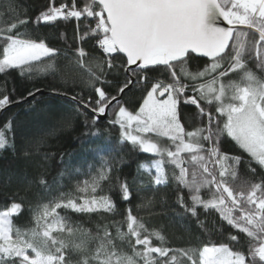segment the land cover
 <instances>
[{
    "label": "snow or ice",
    "instance_id": "obj_1",
    "mask_svg": "<svg viewBox=\"0 0 264 264\" xmlns=\"http://www.w3.org/2000/svg\"><path fill=\"white\" fill-rule=\"evenodd\" d=\"M8 11H14L11 5ZM3 16L0 13V19ZM69 18L94 22L77 40L95 41V50L104 57L97 61L82 46L63 54V59L79 69L72 79L84 80L96 96L87 101L73 96L77 110L91 111L96 121L107 109H115L109 123L119 126L120 142L159 157L151 162L153 184L168 185L165 164L174 166L171 179L187 190L191 201L189 207L181 192L180 206L192 216L198 215V208L206 213L215 210L231 229L245 234L247 252L233 250L228 244L170 249L164 246V235L149 231L130 208L126 231L118 222L115 234L106 225L98 226L96 236L73 227L69 217L58 210L80 214L116 211L110 195H97L99 182L108 179L110 172L101 169L91 182L85 180L82 187L77 186L78 199L49 201L33 209L36 227L30 230L14 225L13 217L22 213L21 203L12 202L0 210V264H72L73 255L78 257L76 264H264V181L244 180L236 185L243 157L221 150L230 138L264 168V78L248 66L254 49L256 67L264 72V0H70L58 6L52 0L36 23ZM27 23V18L16 17L0 27V74L17 70L22 77L31 78L34 72L58 70L61 50L21 32ZM243 29L254 30L258 39L249 40V32ZM194 56L209 62L192 72L189 64ZM113 69L125 73L122 85L107 79ZM153 73L165 79L151 83L138 109L128 110L121 103L125 90L144 85ZM97 85L117 90L112 94ZM181 99L197 110L201 124L194 130H186L181 122ZM10 103L7 94L0 97V109ZM205 105L215 106L209 110ZM163 138L169 146L162 145ZM7 145L5 132L0 131V149ZM139 168L151 174L148 164L141 163ZM120 192L124 201H130L132 192L126 181L121 182ZM54 233L76 238L65 241ZM154 239L160 246L153 244ZM230 240L241 243L238 235H230ZM93 241L94 248L90 246ZM125 245L130 251L124 250Z\"/></svg>",
    "mask_w": 264,
    "mask_h": 264
},
{
    "label": "trees",
    "instance_id": "obj_2",
    "mask_svg": "<svg viewBox=\"0 0 264 264\" xmlns=\"http://www.w3.org/2000/svg\"><path fill=\"white\" fill-rule=\"evenodd\" d=\"M51 3L52 0H0V13H4L0 19V27L4 26L5 21L10 22L16 17L27 18L28 23L19 29L21 32H28L33 38L43 39L50 47L61 50L55 73L51 70L46 73L34 72L31 78L27 75L22 77L17 70L0 74V97L7 94L11 100L8 106L0 109V131L5 132L8 141V145L0 149V210L6 209L12 202L21 203L22 213L14 216L13 222L21 230H30L36 227L33 209L49 201L78 199L81 195L77 191L78 185L82 187L85 180L98 177L101 169H110L108 179L99 182L97 195H110L116 211L80 214L58 210L61 216L69 217L73 227L87 230L96 236L98 226L102 229L106 225L115 234V222H118L121 230L126 231L125 218L130 208L149 231L157 230L164 235V246L170 249H200L204 245L228 244L233 250L246 253L248 238L231 229L215 210L206 213L198 208V215L192 216L180 206L178 196L181 192L189 207L191 201L187 190L171 179L174 166L165 164L170 178L168 185L153 184L154 171L151 170L149 174L140 169L139 165L146 163L150 166L152 160L159 157L144 154L132 148L128 142H120L122 138L119 126L109 123L115 117V109L109 108L106 117L96 121H93L94 114L91 111L84 108L77 110L73 96L77 99L82 96L85 101L89 96L95 100L96 96L92 87L84 80L72 79L79 69L63 59V54L82 46L97 61H103L104 57L95 50V41L77 40L78 35H83L89 26H94V22L89 19L77 21L69 18L58 19L49 24L36 23L37 18ZM61 3H70V0H55L57 6ZM9 5L14 11H8ZM243 30L249 32V40L258 39L255 32ZM208 62L206 57L194 56L189 70H202ZM115 63L119 65L120 61ZM248 66L264 78V72L256 67L254 49ZM124 77L122 69H113L107 79L119 86L123 84ZM156 79L165 77L150 74L144 85L126 89L121 103L130 111L137 110L146 94L145 89ZM97 86L105 87L112 94L117 90L108 85ZM30 92L34 95L29 96ZM205 106L212 110L215 105ZM178 112L186 130L191 131L200 126L195 106L185 104L181 99ZM221 150L243 157L236 185L244 180L250 183L264 181V168L243 153L230 138L223 142ZM251 169H255V172ZM175 171L178 173V170ZM125 181L132 192L130 201H124L120 192V184ZM202 192L206 193L207 190ZM204 198H208L206 194ZM54 234L65 241L76 238L69 237L67 233ZM102 234L101 230L100 235ZM230 235H238L241 243L231 241ZM153 244L160 246V242L155 239ZM90 246L94 248L95 242H91ZM124 250L130 251L127 245ZM77 259L73 255L72 264H76Z\"/></svg>",
    "mask_w": 264,
    "mask_h": 264
},
{
    "label": "rangeland",
    "instance_id": "obj_3",
    "mask_svg": "<svg viewBox=\"0 0 264 264\" xmlns=\"http://www.w3.org/2000/svg\"><path fill=\"white\" fill-rule=\"evenodd\" d=\"M234 78H235V77H234ZM161 143H162V145H165V146H169V145H170V142H168V141L166 140V138H163V139L161 140ZM148 166H149V165H148ZM149 168H150L152 171H154V174H155V170H154V168L151 167V165L149 166ZM88 181L91 182V181H92V178L89 179ZM4 210H5V209H4Z\"/></svg>",
    "mask_w": 264,
    "mask_h": 264
},
{
    "label": "water",
    "instance_id": "obj_4",
    "mask_svg": "<svg viewBox=\"0 0 264 264\" xmlns=\"http://www.w3.org/2000/svg\"><path fill=\"white\" fill-rule=\"evenodd\" d=\"M221 26H227V25H226V24H221ZM247 30H249V29H247ZM251 31L254 32V30H251ZM257 35H258V34H257ZM107 110H108V109H107ZM107 110H106V114H105V115L99 117L100 119L103 120V119L106 117V115H107Z\"/></svg>",
    "mask_w": 264,
    "mask_h": 264
},
{
    "label": "built area",
    "instance_id": "obj_5",
    "mask_svg": "<svg viewBox=\"0 0 264 264\" xmlns=\"http://www.w3.org/2000/svg\"><path fill=\"white\" fill-rule=\"evenodd\" d=\"M94 45H95V42H94Z\"/></svg>",
    "mask_w": 264,
    "mask_h": 264
}]
</instances>
